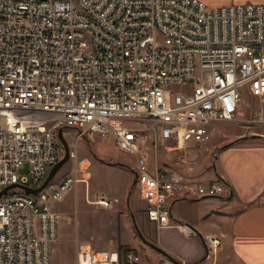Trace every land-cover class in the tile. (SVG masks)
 I'll return each mask as SVG.
<instances>
[{"label":"built area","instance_id":"built-area-1","mask_svg":"<svg viewBox=\"0 0 264 264\" xmlns=\"http://www.w3.org/2000/svg\"><path fill=\"white\" fill-rule=\"evenodd\" d=\"M248 95L260 100L264 124V3L0 0V194L13 184L39 187L64 156L58 130L73 129L77 140L109 138L136 156L148 217L168 226L173 199L222 197L228 185L189 178L158 150L211 151L217 126L241 119ZM80 170L36 195L15 188L0 197V264H51L55 206L83 180ZM115 202L106 194L98 201ZM205 243L211 260L223 239ZM84 263L121 261L85 243L77 264Z\"/></svg>","mask_w":264,"mask_h":264},{"label":"crops","instance_id":"crops-1","mask_svg":"<svg viewBox=\"0 0 264 264\" xmlns=\"http://www.w3.org/2000/svg\"><path fill=\"white\" fill-rule=\"evenodd\" d=\"M202 1L213 7L264 3V0ZM239 120L222 121L217 126L211 141L217 150L216 162L211 165L213 170H205L212 161L204 162L199 154L189 153L197 145L185 147L181 149L182 155L166 160L189 178L204 181L223 179L228 185L225 196L205 199L182 196L173 199L171 224L161 228L149 217L146 219L139 214L138 209L135 210L147 240L160 246L181 264H264V135L256 131L248 133ZM89 162L92 166V161ZM116 203L112 207L96 204L112 209ZM195 208L198 212L194 211ZM185 225L195 228L198 234L195 231L188 233ZM108 230L116 237L108 240L107 249H98L90 243L96 250L115 253L121 261L124 255L118 251L121 246L127 249L126 260L127 254L134 252L140 256V261L135 264H151L136 251L139 244L132 240L128 225L123 224L116 230L110 223ZM210 235L221 236L223 244L213 259L206 260L205 239ZM112 238H117L118 242ZM162 255L154 258L155 264H175Z\"/></svg>","mask_w":264,"mask_h":264},{"label":"rangeland","instance_id":"rangeland-1","mask_svg":"<svg viewBox=\"0 0 264 264\" xmlns=\"http://www.w3.org/2000/svg\"><path fill=\"white\" fill-rule=\"evenodd\" d=\"M172 89L182 93L185 91V86L174 85ZM261 110L262 104L258 98L251 95L244 97L242 104L244 115L239 117L241 118L239 121L242 126H244L243 124L251 126L245 129L248 133L256 131L264 135V128L261 127L264 124H260L258 121ZM126 125L136 126L133 120H126ZM64 136L75 151L76 157L73 160L70 159L58 171L49 185L58 184L65 175L72 173L76 168L83 169L78 173L79 178L83 180L65 194L55 206L56 211L60 214V220L58 239L53 244L54 252L51 264H77L80 243H91L95 247H99L98 249H107L108 240L113 236L108 230L110 223H113V228L116 230L123 224L128 225L132 240L139 244L136 251L140 253L145 262L155 264L154 258L163 255L148 245L137 230L138 227L146 238L144 226L138 222L139 219L135 212L138 209L139 214L148 219L147 203L141 198L138 185L135 184L138 171L136 156L120 149L109 138L77 140L73 129H67ZM211 147L212 150L207 151L201 145H197L189 152L199 154L204 162L212 161V164H208L210 166L205 168L207 171L216 162L215 152L217 150L212 145ZM148 150L154 157V148L151 147ZM158 153L159 157L168 160L182 155L183 151L180 149L168 152L163 147L158 150ZM90 160L92 166H90ZM103 194L110 198H118V203L114 205V208L104 209L96 204ZM194 211L198 212L196 208ZM153 232H156L154 226ZM112 239L118 242L117 238ZM118 251L120 254H124L121 259L122 264H130L125 257L127 249L120 246Z\"/></svg>","mask_w":264,"mask_h":264},{"label":"water","instance_id":"water-1","mask_svg":"<svg viewBox=\"0 0 264 264\" xmlns=\"http://www.w3.org/2000/svg\"><path fill=\"white\" fill-rule=\"evenodd\" d=\"M58 138L61 142V144L64 147L65 153L64 156L61 160H59L49 171L46 179L44 180V182L37 188H33L27 185H21V184H13L8 186L7 188H5L3 190V192L0 194V197L7 191L11 190V189H15V188H19L21 190H23L25 193L30 194V195H36L38 194L41 190L45 189L46 187L49 186L50 182L52 181V179L55 177V175L58 173V171L70 160V146L69 143L67 141V139L64 136V130L63 128H60L58 130ZM137 175V174H136ZM137 182V179L135 180V184ZM205 198H211V197H204L202 199ZM191 227L197 234L198 232L195 230V228ZM137 230L139 232V234L142 236V238L144 239V241L150 245L151 247H153L155 250H157L158 252L164 254L167 258H169L173 263L175 264H181L179 261H177L175 258H173L171 255H169L164 249H162L160 246L150 242L149 240H147L144 235L141 233L140 229L137 227Z\"/></svg>","mask_w":264,"mask_h":264},{"label":"bare ground","instance_id":"bare-ground-1","mask_svg":"<svg viewBox=\"0 0 264 264\" xmlns=\"http://www.w3.org/2000/svg\"><path fill=\"white\" fill-rule=\"evenodd\" d=\"M84 264H86V263H84Z\"/></svg>","mask_w":264,"mask_h":264}]
</instances>
